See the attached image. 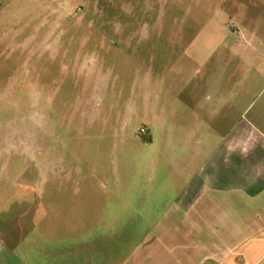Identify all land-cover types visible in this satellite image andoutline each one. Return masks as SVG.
<instances>
[{"label":"rangeland","instance_id":"1","mask_svg":"<svg viewBox=\"0 0 264 264\" xmlns=\"http://www.w3.org/2000/svg\"><path fill=\"white\" fill-rule=\"evenodd\" d=\"M199 95L264 134V0H0V264H231L184 208Z\"/></svg>","mask_w":264,"mask_h":264},{"label":"crops","instance_id":"2","mask_svg":"<svg viewBox=\"0 0 264 264\" xmlns=\"http://www.w3.org/2000/svg\"><path fill=\"white\" fill-rule=\"evenodd\" d=\"M216 97L199 95L190 100L201 134L212 108L210 112L216 116L212 131L215 142L208 153L207 140H203L199 170L186 187L184 208L192 211L200 203V235L223 239L216 240V245L230 244L223 260L264 264V134L254 129L251 121L241 119L235 124L229 120L224 135L225 120L218 114L226 112L229 117L234 111L238 113L241 96L221 104H216ZM249 107L251 104L241 116Z\"/></svg>","mask_w":264,"mask_h":264}]
</instances>
